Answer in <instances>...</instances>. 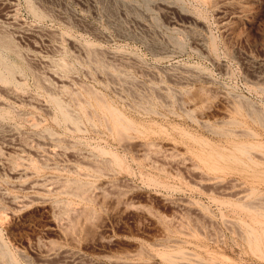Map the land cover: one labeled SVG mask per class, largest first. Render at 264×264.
Wrapping results in <instances>:
<instances>
[{"label": "rangeland", "instance_id": "rangeland-1", "mask_svg": "<svg viewBox=\"0 0 264 264\" xmlns=\"http://www.w3.org/2000/svg\"><path fill=\"white\" fill-rule=\"evenodd\" d=\"M0 264H264V0H0Z\"/></svg>", "mask_w": 264, "mask_h": 264}, {"label": "bare ground", "instance_id": "bare-ground-1", "mask_svg": "<svg viewBox=\"0 0 264 264\" xmlns=\"http://www.w3.org/2000/svg\"><path fill=\"white\" fill-rule=\"evenodd\" d=\"M112 114H113V112H112ZM121 119V118H120ZM124 125V124H123Z\"/></svg>", "mask_w": 264, "mask_h": 264}]
</instances>
